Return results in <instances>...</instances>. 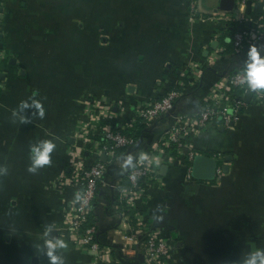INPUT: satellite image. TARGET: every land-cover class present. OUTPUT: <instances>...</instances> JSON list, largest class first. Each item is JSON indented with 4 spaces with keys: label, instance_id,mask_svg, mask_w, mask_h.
Returning <instances> with one entry per match:
<instances>
[{
    "label": "crops",
    "instance_id": "0c3cea01",
    "mask_svg": "<svg viewBox=\"0 0 264 264\" xmlns=\"http://www.w3.org/2000/svg\"><path fill=\"white\" fill-rule=\"evenodd\" d=\"M218 5L202 0V15L190 20L189 0H0V264H53L46 244L52 238L64 242L55 250L63 264H145L142 246L127 240L136 221L121 216L125 159L150 154L174 117L196 115L213 90L243 71L252 47L264 56V40L235 52L225 36L234 8ZM192 63L199 65L198 81L146 126L142 142L114 159L99 157L106 172L92 226L113 262L98 260L72 244L64 222L77 192L73 156L93 159L79 128L95 122L91 106L108 113L111 127L130 128L139 122L137 106L185 82ZM237 92L224 100L245 103L236 120H215L192 141L220 173L186 181L183 165L162 155L159 179L144 186L140 210L171 245L170 264H246L264 251V100L255 90ZM45 141L55 145L50 163L31 170L32 148ZM123 245L135 251L122 254Z\"/></svg>",
    "mask_w": 264,
    "mask_h": 264
},
{
    "label": "built area",
    "instance_id": "2783aa9c",
    "mask_svg": "<svg viewBox=\"0 0 264 264\" xmlns=\"http://www.w3.org/2000/svg\"><path fill=\"white\" fill-rule=\"evenodd\" d=\"M264 0H235L234 10L227 16L226 22H236L237 25H243L251 22L248 27H236L232 36L233 47L236 53H240L245 44L251 42H260L264 40V16H251L248 8ZM190 20L197 14L202 15L200 0H189ZM199 65L189 64L186 67L183 77L185 82H179L178 87L170 89L160 99L138 105L136 109V118L151 128L156 119L169 114L175 107L176 101L182 94L187 92L188 87H193L198 81ZM241 72L227 77L223 85H219L213 90L212 95L206 99L199 111L194 116L179 115L174 117L173 121L167 127L160 138V141L152 146V152L145 156L135 154L133 164L127 167L125 179L127 186L118 189V193L128 211H133L136 228L132 234L128 235L127 240L135 247L141 245L143 248V259L145 264H170L171 245L168 243L159 231L155 230L144 218L140 210L141 201L146 196L145 185L157 182L159 173L157 170L158 161L162 155H167L169 160L177 159L184 167V179L192 181V160L198 155L193 148L192 141L199 137L201 133L215 120L227 125L236 120L241 107L245 105L241 100H234L232 104L224 103L225 98L232 96L233 89L245 94L249 89L242 83ZM257 101L264 100V92L255 91ZM95 106L90 107V112L95 117V122L87 123L79 128V137L92 151L93 159L87 164L80 153L73 156L71 163V179L77 187L74 197L69 200L65 207V223L67 234L75 247L83 251L94 253L96 259H103L107 263H112L110 258V249L107 246H101L97 241L96 229L94 226L85 227L89 214L93 213L94 201L97 195L99 184L102 182L106 163L99 160V157L105 156L111 159L120 149L132 150L137 147L136 142L127 137L121 131L113 129L109 124L100 126L101 121L106 122L108 113L99 111ZM175 146L174 156L170 154L171 147ZM78 151V150H77ZM215 173H220L216 168ZM120 181H122L120 179ZM126 216L127 221L129 216ZM135 247L123 245L121 253L129 255L134 252ZM131 249V250H129Z\"/></svg>",
    "mask_w": 264,
    "mask_h": 264
},
{
    "label": "clouds",
    "instance_id": "9594fccd",
    "mask_svg": "<svg viewBox=\"0 0 264 264\" xmlns=\"http://www.w3.org/2000/svg\"><path fill=\"white\" fill-rule=\"evenodd\" d=\"M241 75V82L246 84L249 90L264 92V56H262L255 47L250 49L246 66ZM54 148L55 145L50 141H45L38 146H34L32 148L33 168L31 170H35L36 167H42L50 163V154ZM133 159L134 158L129 155L124 161L125 166L132 165ZM46 244L48 255L53 261V264H63L62 259L55 255V250L58 247H63L64 242L62 240L52 238L47 240ZM246 264H264V251H255L251 255L250 259L246 261Z\"/></svg>",
    "mask_w": 264,
    "mask_h": 264
},
{
    "label": "water",
    "instance_id": "95a60500",
    "mask_svg": "<svg viewBox=\"0 0 264 264\" xmlns=\"http://www.w3.org/2000/svg\"><path fill=\"white\" fill-rule=\"evenodd\" d=\"M235 0H219L218 8L224 12H230L233 10ZM263 4L258 2L254 5L253 13L260 15ZM102 157H105L104 155ZM217 163L214 158L198 154L192 160V177L196 181H210L215 177ZM54 235L55 232L51 231Z\"/></svg>",
    "mask_w": 264,
    "mask_h": 264
},
{
    "label": "trees",
    "instance_id": "16d2710c",
    "mask_svg": "<svg viewBox=\"0 0 264 264\" xmlns=\"http://www.w3.org/2000/svg\"><path fill=\"white\" fill-rule=\"evenodd\" d=\"M236 25L237 23L236 22H232V23H228L227 24V30H226V34L225 36L227 37H231L233 36L234 32H235V28H236ZM263 32H264V29H263ZM232 93H234L235 96H238V92L236 89H233L232 90ZM107 123L106 122H103L100 124V126H104L106 125ZM115 129V128H113ZM118 130V129H116ZM121 131L123 134H125L127 137H130L132 138L136 144L138 142H142V140L144 139V137L148 134V130L146 128V124L145 123H142V122H135L130 128L126 129V130H119ZM175 146H172L171 147V150H170V154L174 156V150H175ZM120 150H123V149H120ZM126 151V150H125ZM119 154V152H118ZM122 208V206H121ZM125 206L121 209V212H125V214H127L129 216V219L131 220L132 224L135 223V220H134V216H133V211H128L126 209L125 211ZM91 213L89 214L88 216V221H87V224L85 225V227H90L94 224V221L93 219L91 218Z\"/></svg>",
    "mask_w": 264,
    "mask_h": 264
},
{
    "label": "rangeland",
    "instance_id": "374dc122",
    "mask_svg": "<svg viewBox=\"0 0 264 264\" xmlns=\"http://www.w3.org/2000/svg\"><path fill=\"white\" fill-rule=\"evenodd\" d=\"M200 2H202V0Z\"/></svg>",
    "mask_w": 264,
    "mask_h": 264
}]
</instances>
